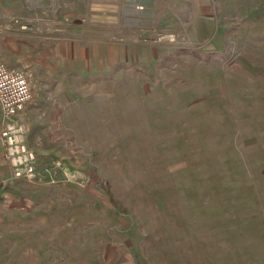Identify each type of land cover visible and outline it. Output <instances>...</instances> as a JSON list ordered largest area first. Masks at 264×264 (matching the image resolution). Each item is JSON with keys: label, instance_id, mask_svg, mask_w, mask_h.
I'll list each match as a JSON object with an SVG mask.
<instances>
[{"label": "rangeland", "instance_id": "obj_1", "mask_svg": "<svg viewBox=\"0 0 264 264\" xmlns=\"http://www.w3.org/2000/svg\"><path fill=\"white\" fill-rule=\"evenodd\" d=\"M0 60L38 171L0 264L264 261V0H0Z\"/></svg>", "mask_w": 264, "mask_h": 264}, {"label": "built area", "instance_id": "obj_2", "mask_svg": "<svg viewBox=\"0 0 264 264\" xmlns=\"http://www.w3.org/2000/svg\"><path fill=\"white\" fill-rule=\"evenodd\" d=\"M30 82L25 73L0 60V140L2 159L13 178L31 179L38 174L34 152L25 144L24 130L17 120L31 100Z\"/></svg>", "mask_w": 264, "mask_h": 264}, {"label": "crops", "instance_id": "obj_3", "mask_svg": "<svg viewBox=\"0 0 264 264\" xmlns=\"http://www.w3.org/2000/svg\"><path fill=\"white\" fill-rule=\"evenodd\" d=\"M71 12H69V16L73 17L75 14L74 12L70 9ZM60 14H63L64 16V11H61ZM68 16V15H67ZM71 41H75L76 39L75 38H72V39H69ZM78 41H80V39H78ZM54 42V41H53ZM51 47V45H49ZM117 50V47L115 48ZM15 67V66H14ZM18 68V67H17ZM20 113L17 115V118L20 116ZM2 153H3V147H2V143H1V140H0V182L3 183L5 182L6 179H8L9 181L12 179H15L11 176L10 174V171H9V167L8 165L6 164V162L1 158L2 156ZM256 264H264V261H261L259 263H256Z\"/></svg>", "mask_w": 264, "mask_h": 264}]
</instances>
